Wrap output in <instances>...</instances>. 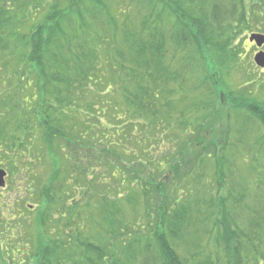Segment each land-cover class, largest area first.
<instances>
[{
    "label": "trees",
    "instance_id": "obj_1",
    "mask_svg": "<svg viewBox=\"0 0 264 264\" xmlns=\"http://www.w3.org/2000/svg\"><path fill=\"white\" fill-rule=\"evenodd\" d=\"M47 6L53 10L39 22L38 11ZM55 6L53 0H0V168L17 180L0 189V264H264V162H250L255 184L247 185V176L231 179L225 158L213 157L218 135L209 127L221 112L228 121L256 122L264 149L261 103L237 98L222 81L242 67L237 41L244 44L253 30L264 33V0H70L61 10ZM13 9L26 21L11 22ZM120 32L122 45L115 49ZM91 53L100 68L88 76ZM67 54L71 62H63ZM172 60L180 69L168 72L165 62ZM108 71L129 86L140 80L141 88L114 92ZM94 76L105 83L97 96L85 88ZM49 87L61 100L52 101ZM112 94L139 119L123 123ZM64 96L71 106L64 107ZM33 108L39 129L32 132L23 112L32 121ZM11 118L17 132L7 128ZM179 127L187 142L190 137L186 156L187 146L175 143L178 154L164 144ZM9 138L13 142L4 141ZM196 159L218 166L214 178L191 180L187 169ZM32 181L40 199L29 191ZM53 193L63 211L45 214L26 204L36 197L47 207ZM37 210L40 227L33 229L29 218Z\"/></svg>",
    "mask_w": 264,
    "mask_h": 264
},
{
    "label": "rangeland",
    "instance_id": "obj_2",
    "mask_svg": "<svg viewBox=\"0 0 264 264\" xmlns=\"http://www.w3.org/2000/svg\"><path fill=\"white\" fill-rule=\"evenodd\" d=\"M53 1L58 2V6H55V8H57L56 10H61L62 6L66 5L70 2V0L68 1V3H65L66 0H53ZM13 7L15 8L16 5H14ZM52 10L53 9L49 8L48 6L46 9L39 10L38 11L39 16L37 18L38 21L39 22L42 21V23L45 22L44 20H46L49 12ZM7 17L9 20H12L11 22H15V23L20 21L19 19L26 21L25 20L26 19L25 13H23V14L17 13V11H14V9H13V12L8 13ZM137 22L138 21H136V23ZM254 33L255 34H264V33H261V30H253L250 33H248V35L245 36L246 39L244 41V44H242L241 39H239L237 41V44L239 46H242V50H243L242 54H241V56H242V58H241L242 67L237 68L236 71L233 73V75L229 74L228 75L229 79H226L227 77L225 76L224 77L225 79L222 81L223 82L226 81V83L231 84L230 85L231 88H233L236 91V97L237 98L244 97L247 99V102L250 104L252 101H255L254 104L256 102L259 104L261 103L262 108H264V68L258 67L257 64L254 62V58H255L256 54L258 53L259 49H257L255 44H252L251 42H249V37L251 36V34H254ZM117 35H118V37L115 36V42H114V43H116L115 49H120V47L122 45L121 41H123V39L121 38L122 32H120ZM6 36H7L6 34H3L1 39L6 38ZM263 51H264V48H263ZM92 54L93 53H91V55L89 54V56L86 57L87 65L89 67L92 66L91 69L87 68L86 71L84 70V73L88 76H90L91 73L97 71L96 68L97 69L100 68V63H98L95 60V57L92 56ZM98 55H102V53L100 52V53H98ZM126 55L129 56V54H126ZM61 56L63 57V62H65V60H69V62H71V60H72L70 54H67L68 59H66V55L65 56L61 55ZM126 58H128V57H126ZM165 63L167 65V67H169L167 69L168 72L170 71L169 69H172L175 66L178 69H180V67H178V66H180V65H178V62L174 63V61L172 60V61H167ZM250 64L252 65V67L250 66ZM102 66L104 67L105 70H108V69H106L105 65L102 64ZM25 68H27V65H25ZM104 69L101 70L102 73H100V75H99V77L101 79H102L101 74H103V71H105ZM109 69H111V68L109 67ZM17 71H20V70L17 69ZM156 71H157V74H160L161 76L163 75L158 70H156ZM22 72L26 75H29V73L25 70H22L21 73ZM110 72L111 71H108L107 74L112 75ZM116 72H118V71H116ZM92 78H93V81L89 82V84H87L88 87H85V88L89 91V93L91 92L92 94H94V96H97L95 94H97V93L100 94V88L102 86L105 87V83L101 84L102 82H100L101 81L100 78H98L96 76H94ZM107 80H109V82L113 83L114 87L112 88V90L114 92L121 93L122 90L123 91L129 90L130 92H133V90L139 91V89L141 88V85L139 84L140 80H136L135 82L131 81L132 82L131 86H129L127 84L128 82H126V80L123 77L116 79L115 76L112 75V78H110V79L107 76ZM116 82H118V83H116ZM248 82H250L252 84H249ZM39 88H40V91L46 90V89H43L44 87H39ZM50 89H51V87H49V89H47V90L50 91ZM110 92H112V91H110ZM50 93L52 94V101L61 100V99H59V90L58 89L50 91ZM47 94H49V93H47ZM106 95L107 94L104 93V96H106ZM112 95L114 96L113 106L116 110L118 107L119 114L117 115V117L122 118L123 123H128L130 121L132 122L135 120V118L139 119L138 114H134V111H132V109H130V110L126 109V105L122 101V99H121L122 97L119 96V94H112ZM13 99L15 101V98H13ZM68 101L70 102V100H65V96H64V99H63L64 107L72 105V104L68 103ZM87 104L89 106L90 101H87ZM78 108H80L85 114H87L85 104L83 106H81V104L78 105ZM128 110L130 111L129 117H127V114H126V112ZM35 111H36V108H33L32 112H31V114L33 116L32 121H28V117L26 114L27 111L23 112L24 118L26 119V121H24V122H27V126H28L29 130L32 132H33L34 128L39 129V127L37 125V124H39V121L34 116ZM122 113H123L124 118L121 115ZM78 115L81 116V114H78ZM106 115H108V114H106ZM93 116H95L94 118H97L98 120L100 117L105 119L104 114H96V112H93ZM132 116H134V118H132ZM235 118H237V117H235ZM87 119H85V120L87 121ZM107 119L110 120L111 117L107 116ZM5 120L6 119H4V121ZM84 123L85 122H83L82 125ZM7 124H8L7 128H11L15 131H16V127L19 126L18 123L15 122V120L12 118L7 119ZM20 124H22V123L20 122ZM118 124L121 125L120 122H118ZM243 126L246 127L245 135L243 137L244 139L243 138L238 139L236 135L239 134L238 131L241 130ZM194 127L192 128L193 131L197 130ZM209 127L213 128V130L216 131L217 135H218L217 142H215V143H212V137H208V142H210V144L212 143V144L217 145V147H216L217 149L212 152L213 157L216 155V152H217L218 156H222L225 158L226 166H229V168H227V173L231 179H235V177L242 179V177L244 178V176H247V179H246L247 181H245V183L247 185L255 184L254 180L256 178V173L254 171L255 169L252 167L250 162L253 161L254 157H258V158H260V161L262 160L264 162V149H262V147L260 146L261 143H258V141L260 140L259 137L261 136V132H262L261 127L256 122H250V123L245 124L244 120L231 119L228 121L226 116L222 112L218 115L217 120L214 121V123L212 122L209 124ZM121 129H122V126H121ZM182 129H184V127L183 128L179 127V128H177V130H174L175 131L174 137H173L174 134L172 132L167 134V137H166L167 141H165L164 144L165 145L168 144L167 147L170 146L171 148L173 145L174 151H176V152H177V150H180L181 147H178V145L175 143H178L179 146H182V145L187 146L186 152L183 154L184 156H186V155L192 153V149H189V151H188V145H189L188 142L190 140V137L188 138V142H187V139H186L187 137L185 136L184 131ZM19 134L20 133H16L15 136L19 137ZM28 134L29 133L26 132V134H25L26 139H27ZM7 136L10 137L9 135H7ZM153 136H154V134H153ZM225 137H227V138H225ZM191 138L193 140H195L196 136H191ZM198 138H200V137H198ZM10 139L11 138H9L7 140L4 139V141H6V142L12 141L13 142V140H10ZM224 142L228 145L227 150H225L226 146L224 145ZM171 148H169V149H171ZM167 152L168 151L166 148L164 150V153L166 154ZM0 153H1V151H0ZM177 153L179 154L181 152H177ZM172 155H174V154H172ZM179 157H181V156H179ZM237 159H238V162L241 165H243L244 168H241V169L239 168V166L237 165V162H236ZM211 162H212V160H209L208 163H205V164L202 163L204 165H201L200 161H198L197 163H195L194 168L189 167V169H187V170H188V172L191 170L192 171L191 176H193L192 177L193 179H191V180H195L196 178H199V176L201 177V179H202V176H204V178L206 177L208 179L214 178V175H215L214 173H215L216 168L218 166L215 167L214 165H211ZM180 167H182L181 172H184V170L187 168L185 163L180 164ZM0 169H2V168H0ZM2 170L6 171L7 174L9 173V171H7L6 168L2 169ZM8 177H9V174H8ZM6 182H7L6 185L14 184L15 182H17V180L7 178ZM167 182H168V180H167ZM32 183H34V186H31V189L29 191L34 193L33 195L38 197V199H40V190L41 189H39L37 191L35 181H32ZM194 183H196V182L194 181ZM196 185H198V183H196ZM194 187H195V185L193 184V186L190 187V190H193ZM193 192H194V190H193ZM0 194H1V192H0ZM53 194L55 195V198L51 203L46 204L47 207H44L43 204L40 203L39 201L36 202V197H34L33 200L32 199L26 200V204L28 206L31 205L33 208L36 205H38L37 209L41 208L40 210H42V212L45 214H48L50 211H52L54 213L55 210L63 211L64 209H62L61 197L59 196V194H57V195H56V193H53ZM23 195L25 197L27 195V191H25V192L23 191ZM92 200L94 203L99 202L94 198H92ZM38 213H39V210H37L36 212H33V214H35V216L31 215V217L29 218V223H31V225L34 226L33 229L36 226L38 228L40 227L39 222L37 220ZM94 217H95V219H97L96 216H94ZM40 234H44V233H40ZM50 239L52 240L53 238L50 237ZM54 239H58V238L55 237Z\"/></svg>",
    "mask_w": 264,
    "mask_h": 264
},
{
    "label": "water",
    "instance_id": "obj_3",
    "mask_svg": "<svg viewBox=\"0 0 264 264\" xmlns=\"http://www.w3.org/2000/svg\"><path fill=\"white\" fill-rule=\"evenodd\" d=\"M250 41L252 43H256L257 47L259 49L264 47V35L262 34H253L250 38ZM255 63L258 67L264 68V52H260L255 57ZM7 173L3 170H0V188L5 186V179H6Z\"/></svg>",
    "mask_w": 264,
    "mask_h": 264
}]
</instances>
